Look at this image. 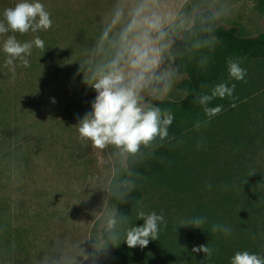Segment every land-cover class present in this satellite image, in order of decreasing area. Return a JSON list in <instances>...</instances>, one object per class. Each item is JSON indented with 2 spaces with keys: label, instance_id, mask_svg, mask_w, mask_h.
Returning <instances> with one entry per match:
<instances>
[{
  "label": "rangeland",
  "instance_id": "rangeland-1",
  "mask_svg": "<svg viewBox=\"0 0 264 264\" xmlns=\"http://www.w3.org/2000/svg\"><path fill=\"white\" fill-rule=\"evenodd\" d=\"M18 2L0 0V20ZM39 2L50 13V29L0 35V264H44L58 250L70 264L77 245L91 251L94 241L102 243L105 218L115 208L112 180L125 166L111 148L93 149L80 140L76 126L96 96L79 62L114 0ZM260 2L202 0L211 11L227 4L220 25L251 37L264 34ZM7 35L21 43L38 36L45 47L33 45L29 66L16 60L13 73L3 52ZM182 94L179 79L166 98Z\"/></svg>",
  "mask_w": 264,
  "mask_h": 264
},
{
  "label": "trees",
  "instance_id": "trees-1",
  "mask_svg": "<svg viewBox=\"0 0 264 264\" xmlns=\"http://www.w3.org/2000/svg\"><path fill=\"white\" fill-rule=\"evenodd\" d=\"M213 28L205 35L216 37L214 45L177 57L182 96L155 102L174 115L168 137L142 147L112 180L111 202L132 225L144 224L140 211L164 216L158 239L146 248L110 245L101 264H231L238 251L264 258V34L247 36L219 20ZM229 59L246 70L243 80L229 76ZM221 83L234 85L233 94L213 98L208 107L222 111L209 117L197 97ZM123 180L134 187L121 201L115 196ZM214 225L231 234L211 232ZM201 245L211 257L193 252Z\"/></svg>",
  "mask_w": 264,
  "mask_h": 264
},
{
  "label": "clouds",
  "instance_id": "clouds-1",
  "mask_svg": "<svg viewBox=\"0 0 264 264\" xmlns=\"http://www.w3.org/2000/svg\"><path fill=\"white\" fill-rule=\"evenodd\" d=\"M227 12V4L209 11L202 0H114L102 18L99 34L87 48L85 61L79 62L84 82L96 92L91 111L76 125L79 139L90 141L93 149L111 148L112 156L126 164L129 158L142 155V147L150 148L158 139L167 138L174 115L155 102L164 101L181 77L178 55L214 45L216 37L205 34H211L214 23ZM51 27L50 13L39 0H19L15 6L4 10L0 35L25 34L30 30L36 33ZM33 45L39 49L45 47L38 36L23 43L16 35L6 36L3 52L8 58L5 63L11 66L13 73L16 60L21 66H29L26 56L31 55ZM199 63L204 67L206 58H201ZM228 71L236 80H243L246 75V70L231 59ZM234 87L221 83L210 95L198 96L205 114L209 117L219 114L222 106L208 107L209 102L215 97L232 96ZM117 187L115 197L123 201L134 184L123 180ZM137 220H143L144 224L132 225L127 215L114 208L104 221L103 243L94 241L91 251L77 245L78 251L69 258L70 264H99L101 254L106 253L110 245L118 247L120 241L126 242L129 248H146L150 239H158L159 224L164 222V216L140 211ZM195 223L201 224L203 219ZM218 230L231 234L229 229L218 225L210 231ZM200 251L207 258L212 255L208 246L193 248V252ZM44 264H66L64 252L58 250ZM231 264H264V258L238 251Z\"/></svg>",
  "mask_w": 264,
  "mask_h": 264
}]
</instances>
